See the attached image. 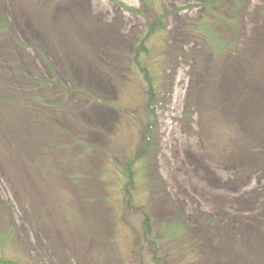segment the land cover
<instances>
[{
    "label": "rangeland",
    "instance_id": "374dc122",
    "mask_svg": "<svg viewBox=\"0 0 264 264\" xmlns=\"http://www.w3.org/2000/svg\"><path fill=\"white\" fill-rule=\"evenodd\" d=\"M3 232L9 264H264V0H0Z\"/></svg>",
    "mask_w": 264,
    "mask_h": 264
},
{
    "label": "trees",
    "instance_id": "16d2710c",
    "mask_svg": "<svg viewBox=\"0 0 264 264\" xmlns=\"http://www.w3.org/2000/svg\"><path fill=\"white\" fill-rule=\"evenodd\" d=\"M208 5H210V4H208ZM196 25L201 26L204 29V32L207 33V35L208 34L213 35L211 37V39H209V37L205 33L203 34V32L201 31V33L203 35H206V39L207 38L209 39L208 44L210 46H213V48H214L216 53L223 54L227 49L230 48V42H228L226 39H223V40L220 41L219 38L217 36H215L214 32L210 31V27L208 26V22L204 21L201 24L196 23ZM153 33H154V31H150L149 30L148 33L145 35L143 41L138 45L137 52H136V54L134 56L135 61L137 62V65H138V62H139V56L149 55L151 50L146 45V41L150 39V37L152 36ZM160 54L162 55V53H160ZM160 54L157 55L158 58H161ZM147 73L148 74H145V77L148 80L147 81L146 92L149 95H151V97L153 98V93H154V91L155 92L157 91V87H155L156 84L154 82V79L151 76V74H149L148 70H147ZM145 77H144V79H145ZM150 98L148 100H150L152 102V99H150ZM146 121H149V118H147ZM152 125H151V122H150L145 127H149V126H152ZM145 127L143 126V130H145ZM143 130L139 131V141L141 143V149L137 150L139 156H137L133 160H131V161L126 163L127 166H126V170L125 171L127 173H129L130 179L132 178V175L134 173L133 170H132V165H134L137 162V163L143 165V167L144 166L146 167V163H147L146 159H147V157L150 156V151H151L150 146H152L150 144H151L152 139L154 137V132H152L151 130H148V131L144 132ZM143 170H144V168H143ZM146 185L149 186L148 187L149 188L148 192L152 191L151 188H150L151 185H150V183L148 181H147ZM145 224H147V223L145 222ZM143 228H144V231H147V233L150 236L151 235L152 236H157V235L159 236L161 234V230L157 231L154 228H151L150 226L144 225ZM12 240H13V238L11 237L9 232H3V234H1V236H0V242L3 243V244L8 243V241H9V243H12ZM160 240L162 241L163 237L160 236ZM9 263H11V261H8V260H6L4 258L0 259V264H9ZM15 264H18V263H15Z\"/></svg>",
    "mask_w": 264,
    "mask_h": 264
},
{
    "label": "bare ground",
    "instance_id": "6f19581e",
    "mask_svg": "<svg viewBox=\"0 0 264 264\" xmlns=\"http://www.w3.org/2000/svg\"><path fill=\"white\" fill-rule=\"evenodd\" d=\"M60 13V12H59Z\"/></svg>",
    "mask_w": 264,
    "mask_h": 264
}]
</instances>
